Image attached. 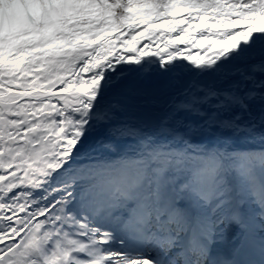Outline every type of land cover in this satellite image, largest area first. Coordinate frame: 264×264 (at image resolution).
Returning a JSON list of instances; mask_svg holds the SVG:
<instances>
[{
  "label": "snow or ice",
  "instance_id": "6c2138e0",
  "mask_svg": "<svg viewBox=\"0 0 264 264\" xmlns=\"http://www.w3.org/2000/svg\"><path fill=\"white\" fill-rule=\"evenodd\" d=\"M0 264H264V0H0Z\"/></svg>",
  "mask_w": 264,
  "mask_h": 264
},
{
  "label": "bare ground",
  "instance_id": "6f19581e",
  "mask_svg": "<svg viewBox=\"0 0 264 264\" xmlns=\"http://www.w3.org/2000/svg\"><path fill=\"white\" fill-rule=\"evenodd\" d=\"M193 51V54H196L195 53V50L193 49L192 50ZM186 63V62H185ZM250 147H256V146H258V145H249ZM224 227V226H223ZM226 236V238H227V235H225ZM219 241H221V239L219 240ZM231 243H232V241H231V239H230V236H228V241H226V244H224V246H223V248H222V254L223 255H225V256H227V254H228V251H229V249H230V247H231ZM219 246H221V244H218Z\"/></svg>",
  "mask_w": 264,
  "mask_h": 264
},
{
  "label": "rangeland",
  "instance_id": "374dc122",
  "mask_svg": "<svg viewBox=\"0 0 264 264\" xmlns=\"http://www.w3.org/2000/svg\"><path fill=\"white\" fill-rule=\"evenodd\" d=\"M128 143H133V141L129 140V141H121V142H117L116 145H115V147H116V149H117V152H119L120 150H122L123 146H124L125 144H128ZM222 227H223V225H222ZM225 234H226V233H225ZM224 241H225V240H224ZM220 243H222V240H221V242L218 241V244H220ZM223 243H224V242H223ZM218 244H217V247L219 246Z\"/></svg>",
  "mask_w": 264,
  "mask_h": 264
}]
</instances>
